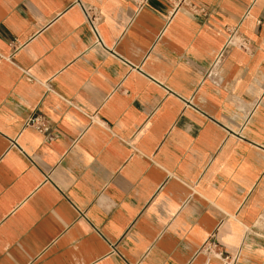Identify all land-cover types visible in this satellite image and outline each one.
<instances>
[{
	"label": "crops",
	"instance_id": "0c3cea01",
	"mask_svg": "<svg viewBox=\"0 0 264 264\" xmlns=\"http://www.w3.org/2000/svg\"><path fill=\"white\" fill-rule=\"evenodd\" d=\"M174 7L0 0V264H264V0Z\"/></svg>",
	"mask_w": 264,
	"mask_h": 264
},
{
	"label": "built area",
	"instance_id": "2783aa9c",
	"mask_svg": "<svg viewBox=\"0 0 264 264\" xmlns=\"http://www.w3.org/2000/svg\"><path fill=\"white\" fill-rule=\"evenodd\" d=\"M136 6L142 7L146 4L147 0H131ZM175 1V7L173 9V14L177 12L180 8L188 4V0H174ZM230 44V42H228ZM243 47V46H242ZM31 124L36 126L42 131H46L48 129V125L39 118H34L31 120ZM207 247H209V251L215 250L217 248V244L215 241H210L207 243ZM217 255L222 259V261L225 264H235L238 256H229L226 254H223V252L218 251Z\"/></svg>",
	"mask_w": 264,
	"mask_h": 264
}]
</instances>
